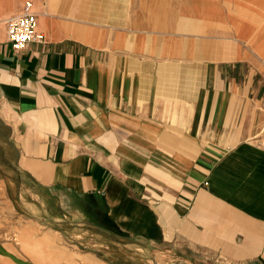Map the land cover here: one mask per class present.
Listing matches in <instances>:
<instances>
[{
	"label": "crops",
	"instance_id": "crops-1",
	"mask_svg": "<svg viewBox=\"0 0 264 264\" xmlns=\"http://www.w3.org/2000/svg\"><path fill=\"white\" fill-rule=\"evenodd\" d=\"M21 1H0V18ZM30 1L44 42L15 51L0 23L17 197L89 201L116 232L264 264V23L252 3Z\"/></svg>",
	"mask_w": 264,
	"mask_h": 264
},
{
	"label": "rangeland",
	"instance_id": "rangeland-1",
	"mask_svg": "<svg viewBox=\"0 0 264 264\" xmlns=\"http://www.w3.org/2000/svg\"><path fill=\"white\" fill-rule=\"evenodd\" d=\"M227 1L251 2V16L264 23V0ZM132 3L139 10L138 0ZM7 130L0 121V264H226L208 249L175 242L151 244L116 232L95 215L89 201L74 198L61 204L58 196L31 187L18 198L9 181L13 153L1 136Z\"/></svg>",
	"mask_w": 264,
	"mask_h": 264
},
{
	"label": "built area",
	"instance_id": "built-area-1",
	"mask_svg": "<svg viewBox=\"0 0 264 264\" xmlns=\"http://www.w3.org/2000/svg\"><path fill=\"white\" fill-rule=\"evenodd\" d=\"M39 14L32 1L27 0L16 12L4 19L7 41L15 51L27 48L32 42H44L45 35L38 26Z\"/></svg>",
	"mask_w": 264,
	"mask_h": 264
}]
</instances>
